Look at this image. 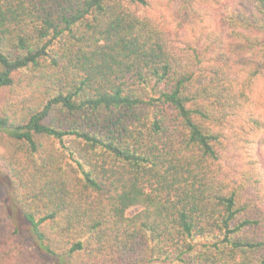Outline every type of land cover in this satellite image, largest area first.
<instances>
[{
	"label": "trees",
	"instance_id": "trees-1",
	"mask_svg": "<svg viewBox=\"0 0 264 264\" xmlns=\"http://www.w3.org/2000/svg\"><path fill=\"white\" fill-rule=\"evenodd\" d=\"M151 4L0 0V264H264V0Z\"/></svg>",
	"mask_w": 264,
	"mask_h": 264
},
{
	"label": "rangeland",
	"instance_id": "rangeland-1",
	"mask_svg": "<svg viewBox=\"0 0 264 264\" xmlns=\"http://www.w3.org/2000/svg\"><path fill=\"white\" fill-rule=\"evenodd\" d=\"M169 0H152V4L150 9L147 11V15L151 17L156 24L161 26L162 28L169 31L171 38L178 42L181 40L188 39L186 37L187 31L181 30L177 28L173 20L172 6L168 7ZM239 0H221V5L209 4L205 6L208 10L206 17L203 20V24L207 25L209 29L220 28L221 26V17L224 11V6H229V4H236ZM256 106L260 112H264V91H259L257 95ZM12 191H11V182L6 173L2 171L0 168V201L4 202H12ZM139 207L129 209L127 212L128 216H133L140 212ZM22 225V224H21ZM23 226V225H22ZM19 240L21 243L32 244L31 237L26 230V227L23 226V230L21 231V235L19 236Z\"/></svg>",
	"mask_w": 264,
	"mask_h": 264
}]
</instances>
